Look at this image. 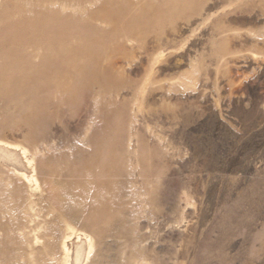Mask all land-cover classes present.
<instances>
[{
	"label": "rangeland",
	"instance_id": "1",
	"mask_svg": "<svg viewBox=\"0 0 264 264\" xmlns=\"http://www.w3.org/2000/svg\"><path fill=\"white\" fill-rule=\"evenodd\" d=\"M0 147V264H264V0H0Z\"/></svg>",
	"mask_w": 264,
	"mask_h": 264
},
{
	"label": "bare ground",
	"instance_id": "2",
	"mask_svg": "<svg viewBox=\"0 0 264 264\" xmlns=\"http://www.w3.org/2000/svg\"><path fill=\"white\" fill-rule=\"evenodd\" d=\"M0 148L2 149V147H0ZM1 149H0V151H2ZM4 150H5V147H4ZM6 150L8 151V149H6ZM9 150H10V149H9ZM8 152H9V151H8ZM1 153H2V152H1ZM1 153H0V154H1ZM3 153H4V151H3ZM3 153H2V154H3ZM15 153H16V152H15ZM8 155H9V157H11V156H10L11 154H7V152H6V156H8ZM13 155H16V154H13ZM0 157H1V156H0ZM14 157H16V156H14ZM1 158H2V157H1ZM17 158H18V157H17ZM17 158H15V160H16ZM2 159H3V158H2ZM12 159H13V157H12ZM4 160H7V158H5ZM10 160H11V158H10ZM16 161H17V160H16ZM16 161H15V163H16ZM10 162H11V161H10ZM81 256H82V254H81L80 250H78V251L76 252V254H75V258H76V260L79 261V260L81 259Z\"/></svg>",
	"mask_w": 264,
	"mask_h": 264
}]
</instances>
